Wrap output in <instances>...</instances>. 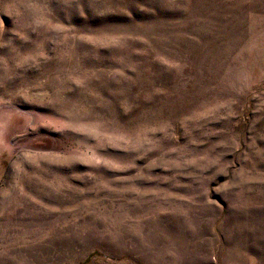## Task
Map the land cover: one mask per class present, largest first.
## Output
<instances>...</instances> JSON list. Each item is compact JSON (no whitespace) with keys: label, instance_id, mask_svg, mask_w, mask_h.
<instances>
[{"label":"rangeland","instance_id":"374dc122","mask_svg":"<svg viewBox=\"0 0 264 264\" xmlns=\"http://www.w3.org/2000/svg\"><path fill=\"white\" fill-rule=\"evenodd\" d=\"M0 264H264V0H0Z\"/></svg>","mask_w":264,"mask_h":264}]
</instances>
